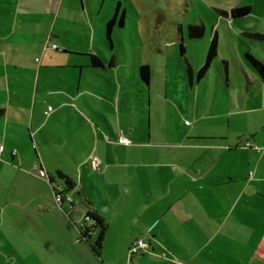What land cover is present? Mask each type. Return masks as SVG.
Segmentation results:
<instances>
[{"label": "crops", "instance_id": "crops-1", "mask_svg": "<svg viewBox=\"0 0 264 264\" xmlns=\"http://www.w3.org/2000/svg\"><path fill=\"white\" fill-rule=\"evenodd\" d=\"M105 4L0 0V264H94L99 238L102 264H264V98L245 109L263 121L247 148L244 134L195 126L178 144L135 142L130 90L158 72L128 61L125 21L107 44V22L127 8ZM48 38L64 45L45 49ZM56 189L75 203H57ZM139 237L150 247L131 254Z\"/></svg>", "mask_w": 264, "mask_h": 264}, {"label": "rangeland", "instance_id": "rangeland-1", "mask_svg": "<svg viewBox=\"0 0 264 264\" xmlns=\"http://www.w3.org/2000/svg\"><path fill=\"white\" fill-rule=\"evenodd\" d=\"M121 1L127 8V16L120 37L129 51L128 61L132 64L142 56L143 62L151 60L158 72L153 75L148 90L145 86L130 90L132 101L128 104L133 107L134 125L139 128L135 142L178 144L194 126V135L218 139L226 136L235 142L252 127L263 125L259 113L252 115L245 109L252 106V101L261 104L264 98L263 80L246 59L250 51L264 61V39L251 35L264 34V0ZM111 2L115 0H106L105 7ZM242 6H251V12L237 18L222 14ZM160 15L163 19L157 27ZM191 24H203L204 36L190 38ZM138 28L140 35L135 33ZM216 31L218 57L206 74L198 78V66L204 64ZM69 36L74 39L72 33ZM56 43L64 45L61 40L56 39ZM105 49L110 53L106 44ZM223 60L228 62L227 76ZM188 64L194 67L193 84L187 72ZM244 137L242 147L247 148L250 134ZM92 244L96 246L95 241ZM98 255L96 247L94 264L106 263Z\"/></svg>", "mask_w": 264, "mask_h": 264}, {"label": "trees", "instance_id": "trees-1", "mask_svg": "<svg viewBox=\"0 0 264 264\" xmlns=\"http://www.w3.org/2000/svg\"><path fill=\"white\" fill-rule=\"evenodd\" d=\"M250 12H251V6H242V7H237V8L232 9L231 13L227 11H223L222 14L224 16H231L232 18H237V17L247 15ZM125 16H126L125 10L120 8V4H117L115 14L111 17V19L106 24V42L110 47H112L113 45V30L116 27L118 28L124 27ZM188 33H189L190 38H193V39L201 38L204 36L205 26L203 24H191L188 26ZM251 35L257 38L264 39V34L253 33ZM218 44H219L218 33L216 31L211 38L205 62L202 65V67L198 70V78H201L206 74L208 67L212 64L213 60L218 57ZM181 52L182 53L185 52L184 47L181 48ZM77 54L78 55H88L89 57H91L92 66L94 67L103 66V62L101 58L97 55L83 54V53H77ZM246 59L248 60L252 68L259 74L261 79L264 80V61L257 58L250 51L246 53ZM221 63L224 65V69H225L226 76H227L228 75V62L226 60H223ZM187 72H188V75L191 76V69L189 65H187ZM151 73H152V70L149 65L146 64L140 67V78L142 79V81H144L147 84L150 82ZM93 218L95 220L94 227H101L102 221L96 217H93ZM100 246H101V242L99 238L96 242V246L94 247V249L96 247L100 249Z\"/></svg>", "mask_w": 264, "mask_h": 264}, {"label": "built area", "instance_id": "built-area-1", "mask_svg": "<svg viewBox=\"0 0 264 264\" xmlns=\"http://www.w3.org/2000/svg\"><path fill=\"white\" fill-rule=\"evenodd\" d=\"M46 48L59 49V46L57 44H55V43H51V39L48 38L47 42H46L45 49ZM35 60L37 62H40L41 59H40V57H36ZM52 110H53V107L50 106V107H48V110L46 111V113L49 114ZM122 142H127V140L123 138ZM248 146H250V144H248ZM3 149H4V145H0V151H2ZM256 149L258 151H261V148H259V147H256ZM13 153L15 154L16 151H13ZM92 161H93L95 166H97V167L99 166L100 160H99L98 157L93 156ZM39 175L41 177H45L46 173H45V171L41 170ZM47 181H49V180H47ZM54 194H55V200L59 204L62 203L64 200H68V201H70L72 203H75V201H74V199H73L71 194L64 193V192H62L59 189L54 190ZM90 218H91L90 215H87L85 217L86 220H90ZM149 247H150L149 242L144 237H139L133 242V244L131 245V247L129 249V252L131 254H135V253H138V252H141V251L145 252V251H147L149 249Z\"/></svg>", "mask_w": 264, "mask_h": 264}, {"label": "water", "instance_id": "water-1", "mask_svg": "<svg viewBox=\"0 0 264 264\" xmlns=\"http://www.w3.org/2000/svg\"><path fill=\"white\" fill-rule=\"evenodd\" d=\"M162 19H163V16L160 15L159 19L157 20V27L161 24Z\"/></svg>", "mask_w": 264, "mask_h": 264}]
</instances>
